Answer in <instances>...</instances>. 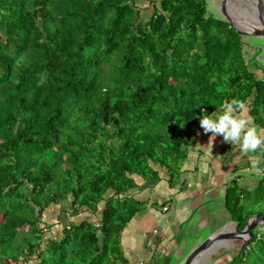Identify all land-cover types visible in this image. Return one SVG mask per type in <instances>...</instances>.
<instances>
[{
  "label": "trees",
  "instance_id": "obj_1",
  "mask_svg": "<svg viewBox=\"0 0 264 264\" xmlns=\"http://www.w3.org/2000/svg\"><path fill=\"white\" fill-rule=\"evenodd\" d=\"M206 4L0 0V264H128L134 191L163 173L172 188L201 113L238 99L264 128V67ZM258 198L226 188L237 231ZM62 201L76 220L42 245ZM250 234L226 264H264V229Z\"/></svg>",
  "mask_w": 264,
  "mask_h": 264
},
{
  "label": "crops",
  "instance_id": "obj_2",
  "mask_svg": "<svg viewBox=\"0 0 264 264\" xmlns=\"http://www.w3.org/2000/svg\"><path fill=\"white\" fill-rule=\"evenodd\" d=\"M210 136L211 133L204 134L200 128L172 188L166 185L167 178L163 173L150 190L134 191L133 197L145 202L143 210L127 223L120 238L122 251L126 250L131 264H158L156 262L160 260L159 264H166L174 251L173 245L178 248L173 239H178L179 234L186 238L192 234V225L187 228L185 223L194 213L197 215L194 225L197 222L201 229L208 228L206 236L233 222L223 199L226 188L232 183L242 194L249 197L257 194L256 197L261 196L263 200L264 175L250 170L252 153H242L238 145L225 143L222 136L213 141L209 140ZM226 175L231 177L227 182ZM64 203V206H58L59 211L66 210L63 213L67 214L63 228L76 220L69 215L67 202ZM158 220L163 221V230H159ZM209 223L215 226L210 229ZM197 241L195 235L191 247Z\"/></svg>",
  "mask_w": 264,
  "mask_h": 264
},
{
  "label": "rangeland",
  "instance_id": "obj_3",
  "mask_svg": "<svg viewBox=\"0 0 264 264\" xmlns=\"http://www.w3.org/2000/svg\"><path fill=\"white\" fill-rule=\"evenodd\" d=\"M213 2H215V0H207V4H206L207 10L210 13L216 14ZM263 4H264V0H263ZM137 5L140 9L139 10V19L144 20V19L148 18V16L152 12V10L150 8V4H148V2H146V1H140L139 3H137ZM228 6H229V16L232 19V17H233L232 16L233 3L230 0L228 2ZM247 39H248V41H247ZM247 39L241 38L244 58L249 59L251 56H253L255 54L256 55V57H255L256 61L264 67V41L260 40V39H256V38H251V37H248ZM260 74H261L260 71H258L257 75H260ZM181 169H182V167H181ZM179 170H180V168L178 169L177 173H179ZM173 178H176V174ZM256 196H257V194L255 196H253L251 194V197H253V200L255 199L254 197H256ZM64 202L65 201L60 202L59 206L60 207L64 206L65 205ZM246 208H250V209L254 210L255 212H259V213L264 214V197H263V200L259 199L256 202L253 201L252 204L246 206ZM66 209H67V207H66ZM53 210H54V212H53ZM63 212H66V210L62 209L61 211H59L58 206L50 205L42 213V216L40 218V221H42V223L40 222V224H38L39 230L42 229L41 231H43V235H42L43 243H42V245L45 244L47 239L58 238L60 236V232H61V230H62V228L65 225L66 220H67V218H66L67 214L65 215V213H63ZM67 212H69V211H67ZM194 214L185 223V227H187V228L189 227V225H192L193 228H191V230H190V231H192V234L187 238L184 235L182 236L179 234V235H177L178 239H176V240L173 239V241H175V242L177 241L178 252H176V250H177L175 248L176 245H173L174 251L172 253H170L166 264H178L183 259V257L186 255L188 250L191 248V245L194 242L195 235L197 236L198 241H200L204 237H206V232H207L208 228L201 229V226H197V222L194 225L195 217H197V215L195 216ZM81 216L82 217L88 216V219L92 217L91 215H88L85 213L81 214ZM64 218H66V220ZM93 221H95V220H93ZM93 223H95V222H93ZM162 223H163L162 220L160 222L158 220L157 224H158L159 230H163L162 229V227H163ZM232 225L234 226L235 224H232ZM194 226H197V228H195ZM208 226L210 229H212L215 226V224L212 225L209 223ZM164 228H165V226H164ZM187 228L185 229V231L187 230ZM263 229L264 228H262V226H256L252 230V232L261 233L263 231ZM23 230H26V228H23ZM123 233H124V231H123ZM123 233H122V235H123ZM162 233L163 232H161V234ZM120 247H121V245H120ZM239 247H241V246L239 245ZM239 247L238 246L232 247L233 249L232 248L216 249L215 251H213V253L207 254L205 256L204 264H226L229 261L231 253L237 251ZM121 251H122V248H121ZM122 255L127 260L128 264H131L132 260L127 259V257H126L127 256L126 250L122 251ZM18 260H20V259H18ZM160 261H158L156 263L159 264ZM5 262L8 263L9 261L6 260Z\"/></svg>",
  "mask_w": 264,
  "mask_h": 264
},
{
  "label": "clouds",
  "instance_id": "obj_4",
  "mask_svg": "<svg viewBox=\"0 0 264 264\" xmlns=\"http://www.w3.org/2000/svg\"><path fill=\"white\" fill-rule=\"evenodd\" d=\"M248 108L244 101L232 99L225 101L222 109L211 115L202 112L197 118L204 134L211 133L209 140L222 136L225 143L238 145L242 153H252L251 169L264 171V128H259L254 119L247 115ZM264 175V174H262ZM226 182L231 179L226 175Z\"/></svg>",
  "mask_w": 264,
  "mask_h": 264
},
{
  "label": "water",
  "instance_id": "obj_5",
  "mask_svg": "<svg viewBox=\"0 0 264 264\" xmlns=\"http://www.w3.org/2000/svg\"><path fill=\"white\" fill-rule=\"evenodd\" d=\"M229 0H215L213 5L215 7L216 14L220 17L225 23L229 25V27L236 33L239 38L248 37L256 38L264 41V4L263 0H251L252 5V15L254 19L257 21V25L248 29L247 31H243L244 29H237L235 27V22L229 16ZM240 28H243L240 25ZM232 225L233 222L224 225L223 227L217 229L213 233L207 235L202 240L197 241L186 253L183 259L178 264H193L197 256L205 249L220 244L223 241H240V246L247 242L251 238V231L256 226H264V215L260 216L259 214H253L249 216L243 228L240 231H237L235 225L233 226V230L229 232H223L222 230L225 227ZM238 250H240V248ZM237 250V251H238Z\"/></svg>",
  "mask_w": 264,
  "mask_h": 264
},
{
  "label": "bare ground",
  "instance_id": "obj_6",
  "mask_svg": "<svg viewBox=\"0 0 264 264\" xmlns=\"http://www.w3.org/2000/svg\"><path fill=\"white\" fill-rule=\"evenodd\" d=\"M233 3V13H232V20L235 22V27L237 29H244L243 31H247L248 29H251L252 27L257 25V21L254 19L252 15V5L251 0H230ZM240 25L243 26V28H240ZM233 227L232 225H229L228 227H225L223 229V232H229L232 231ZM241 244L240 241H223L220 244L213 245L205 250H203L195 259L193 264H204V259L207 254L213 253L216 249L220 248H232L236 247ZM233 249V248H232Z\"/></svg>",
  "mask_w": 264,
  "mask_h": 264
},
{
  "label": "built area",
  "instance_id": "obj_7",
  "mask_svg": "<svg viewBox=\"0 0 264 264\" xmlns=\"http://www.w3.org/2000/svg\"><path fill=\"white\" fill-rule=\"evenodd\" d=\"M261 167L264 168V165H262ZM261 174H264V171H261Z\"/></svg>",
  "mask_w": 264,
  "mask_h": 264
}]
</instances>
